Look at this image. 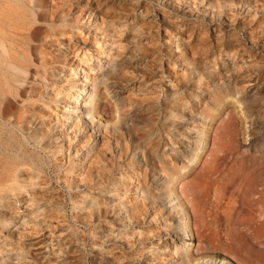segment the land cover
Listing matches in <instances>:
<instances>
[{
	"label": "rangeland",
	"instance_id": "obj_1",
	"mask_svg": "<svg viewBox=\"0 0 264 264\" xmlns=\"http://www.w3.org/2000/svg\"><path fill=\"white\" fill-rule=\"evenodd\" d=\"M241 153L264 159V0H0V264H264Z\"/></svg>",
	"mask_w": 264,
	"mask_h": 264
},
{
	"label": "bare ground",
	"instance_id": "obj_2",
	"mask_svg": "<svg viewBox=\"0 0 264 264\" xmlns=\"http://www.w3.org/2000/svg\"><path fill=\"white\" fill-rule=\"evenodd\" d=\"M5 50H6V48H5ZM228 114H230V113H228ZM228 120L231 124L233 122V117L229 115ZM214 144L216 145L215 141H214ZM216 148L217 147H215L213 152H212V160L211 161H213V164L208 169H206L205 167H200L199 171H196L195 168H191L186 173L187 176L190 177V181L193 182L194 187L199 186V183H203L204 190L202 191V193L204 191H206L205 189H207L208 187L212 188V185L215 184V182L219 181L218 180V176H219L218 173L220 170L218 168V166L220 165V164H218L219 160H221V159H222V161L224 160L223 163H225V165H227V162H228V161H226L227 158L225 157V155L224 156L223 155L218 156L216 154V150H215ZM234 153L232 152V157L234 156ZM252 154H254V153H251V154L241 153L240 157L236 156L243 164V170L239 171V176H240L241 180L243 181V182L241 181V184H240V195H242L245 198V201L247 203L254 204V202H256L257 204L262 205L263 203L261 201V197L258 196L257 198H254L253 196L258 195V194H255V190H256L255 187H257L260 184H263V182H264V178L261 176V173L264 170V159L262 156L260 158H258V157L253 158ZM202 162H205V161L202 160ZM206 163H208V162H206ZM200 164H201V162H200ZM221 165H222V163H221ZM227 173H229V172H227ZM227 173H225V174H227ZM240 173H242V174L240 175ZM180 179H181V177L178 176L177 180H180ZM221 179H222L223 183L221 182L216 187L213 188L214 198H215L216 202L220 201L219 194L224 192L225 185L228 182H231L233 180V178H229V180L226 183H224V181H226V180L223 181V178H221ZM221 179H220V181H221ZM177 180H175V181L173 180L174 185L177 182ZM263 189L264 188H262L260 190V192H262ZM191 194H192V198L189 200L190 202L194 201L195 198H196L195 200H197V198L200 196V195H198L199 192L195 188H194V190H192ZM251 196H252V198H251ZM236 201H237V199H233V201H231V203H229V205H228L230 215H231V211H232ZM198 204H196L195 206H197ZM259 208L262 209V211H264L262 206H259ZM230 215L228 216V219H230ZM259 218L261 219V216ZM260 222H264V216Z\"/></svg>",
	"mask_w": 264,
	"mask_h": 264
}]
</instances>
